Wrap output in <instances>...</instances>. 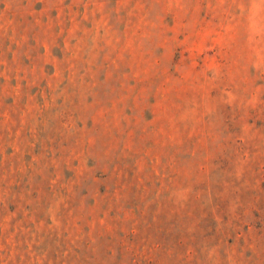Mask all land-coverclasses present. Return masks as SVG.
<instances>
[{
  "label": "rangeland",
  "instance_id": "rangeland-1",
  "mask_svg": "<svg viewBox=\"0 0 264 264\" xmlns=\"http://www.w3.org/2000/svg\"><path fill=\"white\" fill-rule=\"evenodd\" d=\"M0 264H264V0H0Z\"/></svg>",
  "mask_w": 264,
  "mask_h": 264
}]
</instances>
